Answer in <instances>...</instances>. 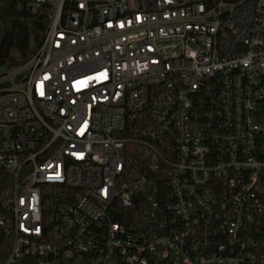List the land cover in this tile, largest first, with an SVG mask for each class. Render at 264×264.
Wrapping results in <instances>:
<instances>
[{
    "label": "built area",
    "instance_id": "obj_1",
    "mask_svg": "<svg viewBox=\"0 0 264 264\" xmlns=\"http://www.w3.org/2000/svg\"><path fill=\"white\" fill-rule=\"evenodd\" d=\"M0 264H264V0H13Z\"/></svg>",
    "mask_w": 264,
    "mask_h": 264
},
{
    "label": "trees",
    "instance_id": "obj_2",
    "mask_svg": "<svg viewBox=\"0 0 264 264\" xmlns=\"http://www.w3.org/2000/svg\"><path fill=\"white\" fill-rule=\"evenodd\" d=\"M46 26L43 16L17 13L13 9V0H0V66L12 68L25 62L30 57L29 36L41 39ZM5 44L6 57L2 58Z\"/></svg>",
    "mask_w": 264,
    "mask_h": 264
},
{
    "label": "water",
    "instance_id": "obj_3",
    "mask_svg": "<svg viewBox=\"0 0 264 264\" xmlns=\"http://www.w3.org/2000/svg\"><path fill=\"white\" fill-rule=\"evenodd\" d=\"M6 50H7V44H5L3 46V54H2V58H5L6 57Z\"/></svg>",
    "mask_w": 264,
    "mask_h": 264
},
{
    "label": "rangeland",
    "instance_id": "obj_4",
    "mask_svg": "<svg viewBox=\"0 0 264 264\" xmlns=\"http://www.w3.org/2000/svg\"><path fill=\"white\" fill-rule=\"evenodd\" d=\"M215 264H219V263H215Z\"/></svg>",
    "mask_w": 264,
    "mask_h": 264
}]
</instances>
